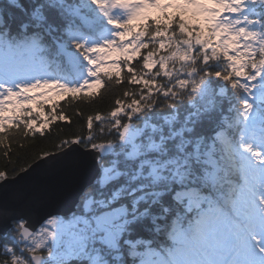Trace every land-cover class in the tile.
I'll return each instance as SVG.
<instances>
[{
	"label": "snow or ice",
	"instance_id": "snow-or-ice-1",
	"mask_svg": "<svg viewBox=\"0 0 264 264\" xmlns=\"http://www.w3.org/2000/svg\"><path fill=\"white\" fill-rule=\"evenodd\" d=\"M106 86L87 135L0 170V264H264V0L0 3L10 163V136L71 123L56 99ZM37 169L88 177L71 220L38 214Z\"/></svg>",
	"mask_w": 264,
	"mask_h": 264
},
{
	"label": "trees",
	"instance_id": "trees-1",
	"mask_svg": "<svg viewBox=\"0 0 264 264\" xmlns=\"http://www.w3.org/2000/svg\"><path fill=\"white\" fill-rule=\"evenodd\" d=\"M5 0H0V3ZM122 91L121 88L101 89L100 97L93 100L91 103L81 101L68 103L67 99H59L55 102L59 104L57 114L61 111L69 117L71 123L68 121H55L45 130L44 135L37 134L34 138L24 137L21 134L10 136L8 144L11 146L9 152V159L4 156V151L0 147V170L9 172V177L14 178L18 174H13L11 169L13 167H26L32 165L38 160L44 152L57 153L59 151L58 145L63 139L72 138L73 133L80 135H87L86 119L89 115H95L97 112L107 113L113 107L115 98ZM50 105L45 106V110H50ZM79 113V114H77ZM23 146V147H21ZM14 153V154H13ZM20 174V173H19ZM166 242V241H162Z\"/></svg>",
	"mask_w": 264,
	"mask_h": 264
},
{
	"label": "water",
	"instance_id": "water-1",
	"mask_svg": "<svg viewBox=\"0 0 264 264\" xmlns=\"http://www.w3.org/2000/svg\"><path fill=\"white\" fill-rule=\"evenodd\" d=\"M49 160H51V157H49ZM35 163L29 167V172L35 167ZM21 174L22 173L18 174L14 178L18 179ZM87 179L88 177L86 176L68 179H51L46 176L43 169H37L33 178L26 181L20 187H23L25 194L29 196L32 195L36 189H47V191L36 192V194L40 196V199L36 203L39 215L50 213L56 217H69L77 212V191L80 185Z\"/></svg>",
	"mask_w": 264,
	"mask_h": 264
},
{
	"label": "flooded vegetation",
	"instance_id": "flooded-vegetation-1",
	"mask_svg": "<svg viewBox=\"0 0 264 264\" xmlns=\"http://www.w3.org/2000/svg\"><path fill=\"white\" fill-rule=\"evenodd\" d=\"M77 213H78V211H77ZM59 218H61V219H63V220H71V219L73 218V215H72V216H69V217H67V218H63V217H59Z\"/></svg>",
	"mask_w": 264,
	"mask_h": 264
},
{
	"label": "rangeland",
	"instance_id": "rangeland-1",
	"mask_svg": "<svg viewBox=\"0 0 264 264\" xmlns=\"http://www.w3.org/2000/svg\"><path fill=\"white\" fill-rule=\"evenodd\" d=\"M56 100H59V99H56ZM56 100H55V101H56ZM65 221H68V220H65Z\"/></svg>",
	"mask_w": 264,
	"mask_h": 264
}]
</instances>
